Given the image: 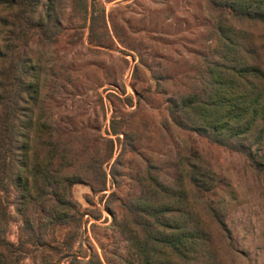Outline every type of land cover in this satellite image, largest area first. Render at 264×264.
<instances>
[{"label":"rangeland","instance_id":"1","mask_svg":"<svg viewBox=\"0 0 264 264\" xmlns=\"http://www.w3.org/2000/svg\"><path fill=\"white\" fill-rule=\"evenodd\" d=\"M36 9L56 29L24 50L26 100L18 106L36 104L52 140L67 149L71 166L62 175L81 182L53 192L71 207L68 226L47 220L54 197L47 196L41 210L21 202L22 191L13 184L0 193V238L17 247V264H38L43 257L91 264L94 255L102 264H141L132 239L139 228L123 206L160 187L174 199L181 195L173 219L191 216L210 229L216 252L209 264H264V134L251 149L256 171L244 155L175 126L167 111L169 99L202 89L205 66L216 58L215 14L204 0H37ZM8 15L0 10V40ZM245 27L258 37L251 59L264 70V28ZM188 150L211 172L213 189L203 199L219 209L228 240L204 200L185 190ZM102 171L105 188L92 192L88 184L96 187ZM4 255L0 250V260Z\"/></svg>","mask_w":264,"mask_h":264},{"label":"trees","instance_id":"2","mask_svg":"<svg viewBox=\"0 0 264 264\" xmlns=\"http://www.w3.org/2000/svg\"><path fill=\"white\" fill-rule=\"evenodd\" d=\"M204 3L215 14L216 58L205 66L206 79L202 89L168 100V115L178 128L193 130L210 143L244 155L259 171V163L256 164L251 149L260 144L264 134V70L256 58L251 59L256 53L255 48L259 47L258 37L241 26L264 28V0H204ZM36 8L37 0H0V10L9 13V28L1 34L3 39L0 40V193L7 194L8 185L13 184L22 191L20 194L24 199H20L21 202L24 200L25 204L41 210H46L45 198L54 197L55 203L47 220L53 226H68L72 218L69 215L71 207L68 201L53 192L64 184L68 187L81 181L73 175H62L63 170L71 166L67 149L52 140L51 129L41 123V111L36 104L27 101L28 110L18 106L26 100L24 74L28 70H25L24 50L29 42L46 40V36L56 29L55 24L51 25L49 15ZM248 33L252 36L250 41H247ZM26 132L32 133L31 138ZM122 136L129 149H133L128 135ZM183 164L186 166L185 190L186 187L190 189L193 200L203 199L204 193L213 189L211 172L195 151L188 150ZM105 177L102 171L96 187L88 184L90 190L103 191ZM179 195L174 199L176 196L160 187L148 195L133 196L123 206V214L139 228L138 235L132 236L138 263L209 264V255L216 252L210 229L191 216L182 217L180 221L172 218L178 211ZM203 206L228 240L219 209L206 200ZM28 225L25 222L33 235V229ZM123 233L129 239L127 231ZM35 238L39 239L38 236ZM35 242L37 247L44 246L43 241ZM66 248L70 249L71 244ZM0 250L5 252L0 264L18 263L19 251L13 243L0 238ZM93 257L91 264H102L97 255ZM38 264L56 262L43 257Z\"/></svg>","mask_w":264,"mask_h":264}]
</instances>
